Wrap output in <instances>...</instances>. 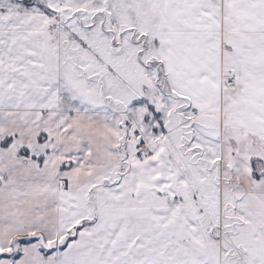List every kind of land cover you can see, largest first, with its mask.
<instances>
[{"label":"snow or ice","instance_id":"1","mask_svg":"<svg viewBox=\"0 0 264 264\" xmlns=\"http://www.w3.org/2000/svg\"><path fill=\"white\" fill-rule=\"evenodd\" d=\"M0 264H264V0H0Z\"/></svg>","mask_w":264,"mask_h":264}]
</instances>
